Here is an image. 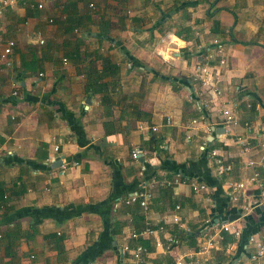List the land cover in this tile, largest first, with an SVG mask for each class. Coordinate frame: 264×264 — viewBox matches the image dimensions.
<instances>
[{"label": "crops", "instance_id": "1", "mask_svg": "<svg viewBox=\"0 0 264 264\" xmlns=\"http://www.w3.org/2000/svg\"><path fill=\"white\" fill-rule=\"evenodd\" d=\"M0 35L15 41L0 65V264H132L121 249L147 225L143 264L210 235L223 239L206 264H249V237L264 241L251 180L264 188V0H15ZM224 107L241 125L226 127ZM143 186L147 209L126 202ZM233 220L242 236L225 242Z\"/></svg>", "mask_w": 264, "mask_h": 264}, {"label": "built area", "instance_id": "2", "mask_svg": "<svg viewBox=\"0 0 264 264\" xmlns=\"http://www.w3.org/2000/svg\"><path fill=\"white\" fill-rule=\"evenodd\" d=\"M15 4V0H2L0 2V15L8 8L11 7ZM93 5V3H91ZM43 4H38V7H42ZM45 40L43 38L40 39V43H44ZM0 46L2 47V50L0 52V65L2 64L3 61H7L8 56L11 54L14 46H15V41L14 40H7L4 42L3 37L0 35ZM66 61V59H65ZM206 73V71H205ZM206 75V74H205ZM209 79V78H208ZM206 78H203L202 81L204 84H209L210 79L208 80ZM210 85V84H209ZM14 95L18 94V91H14ZM223 115L225 117L224 119V124L226 125L227 128L230 130L235 127L241 125L240 118L235 114L233 109L231 107H224L223 108ZM171 121V118L168 117V122ZM245 127L248 132L251 131V126L250 123L246 122ZM143 127V126H141ZM158 128L155 126L153 127V130H157ZM235 142L240 146V149L242 153H247L250 151L252 148L251 146V141L250 139L243 135V134H237L235 138ZM204 148V147H203ZM260 148L261 150L264 151V143H260ZM59 147L55 146V150L58 151ZM140 151L135 148L132 152V155L135 159H138ZM217 164L220 166L222 172H227L231 170V165L226 164L223 159L217 158L216 159ZM246 164L248 166H254L255 162L252 160H247ZM180 179V178H179ZM251 180L254 181L257 185L262 188V199L264 200V188L263 184L261 182V176L258 171H255L253 176L251 177ZM189 185L193 188L194 191H203L207 190L208 186L205 183H200L197 180H189ZM244 187V183L240 182H232L230 184L231 192L229 193L230 196L232 197L233 200L237 201L239 199L238 197V192L240 191L241 188ZM153 194L145 190V186L141 187L137 191H134L128 198L126 199L127 203H139L143 208L147 209L150 203V200L152 198ZM5 199L8 198L7 195L4 196ZM0 207H3V204H0ZM180 206H177L179 208ZM254 203L249 201L242 205V221L244 217H246L250 211L253 209ZM177 220V219H176ZM240 220V219H239ZM159 230L164 229V224H159L158 226ZM157 230L152 228L150 225H147L145 229L141 230L140 232H134L133 237L138 240L135 242L133 245L130 243L124 244V246L121 249V254L123 256H127V254L131 255L132 258V264H143L144 263V257L147 253V248L146 246L139 241L138 238L146 235H152L156 233ZM225 232L234 235L237 239L242 236L243 233V228L241 221L238 220H233V221H225L221 223V228H220V233ZM223 239V235H220L218 237L214 236H208L205 240V242L199 247V250L194 252H186L176 258L174 262L171 264H206L202 257L198 255L205 254L209 252L211 249L215 248L219 241ZM170 241H175L177 242V238L174 235H170L169 237ZM249 244H251L252 248L250 250V255L249 259L250 262L249 264H257L259 260H261L264 257V241L259 240L255 236L251 235L249 237Z\"/></svg>", "mask_w": 264, "mask_h": 264}, {"label": "trees", "instance_id": "3", "mask_svg": "<svg viewBox=\"0 0 264 264\" xmlns=\"http://www.w3.org/2000/svg\"><path fill=\"white\" fill-rule=\"evenodd\" d=\"M137 204H138V203H137ZM174 233H175V234H180L181 232H180L179 229H176V230L174 231ZM195 235H196V232L193 233L192 237H193V236L195 237ZM224 241H225V242L234 241V238L226 233V234H224Z\"/></svg>", "mask_w": 264, "mask_h": 264}]
</instances>
